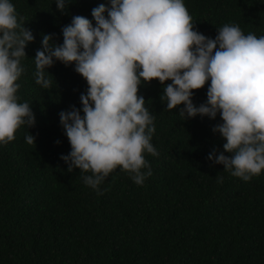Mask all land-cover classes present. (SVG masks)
Listing matches in <instances>:
<instances>
[{"label":"trees","instance_id":"1","mask_svg":"<svg viewBox=\"0 0 264 264\" xmlns=\"http://www.w3.org/2000/svg\"><path fill=\"white\" fill-rule=\"evenodd\" d=\"M12 3L35 37L21 60L17 95L32 106L36 123L21 125L13 141L0 145V264H264V170L243 181L210 161L208 154L224 151L226 142L212 131L223 122L220 114L184 120L182 105L166 109L156 79L138 90L155 117L151 142L159 154H145L152 175L137 185L118 166L97 194L83 181L88 173L67 171L61 156L71 146L59 113L81 108L88 85L74 64L56 61L48 69L50 88H42L33 75L34 57L42 34L62 44V28L73 16L95 25L91 10L110 3L66 0L63 13L55 0ZM184 3L206 37L214 39L226 23L264 35V0ZM209 83L193 90L196 106L206 102ZM29 134L35 143L26 142Z\"/></svg>","mask_w":264,"mask_h":264},{"label":"clouds","instance_id":"2","mask_svg":"<svg viewBox=\"0 0 264 264\" xmlns=\"http://www.w3.org/2000/svg\"><path fill=\"white\" fill-rule=\"evenodd\" d=\"M91 10L95 25L75 15L63 26V43L42 34L34 57L35 82L49 89L48 69L56 61L74 64L87 82L81 108L59 113L71 150L61 159L67 171L78 168L84 183L102 194L100 185L117 169L142 185L152 175L145 154L157 156L152 144L155 117L138 94L142 83L158 80L166 109L179 107L185 119L197 115L222 123L213 127L226 141L208 159L249 181L264 170V35L245 34L226 23L215 38L195 29L184 0H109ZM63 13L66 0H55ZM107 13V15H105ZM18 18L12 0H0V145L15 139L21 125L36 117L29 102H20L17 83L24 68L32 31ZM52 75V74H51ZM53 76V75H52ZM171 81L170 83H165ZM207 100L196 106L193 90L209 82ZM83 113V115L81 114ZM28 144L35 137H25ZM59 143V141H57ZM225 152L231 155H225ZM223 182V177H218Z\"/></svg>","mask_w":264,"mask_h":264}]
</instances>
